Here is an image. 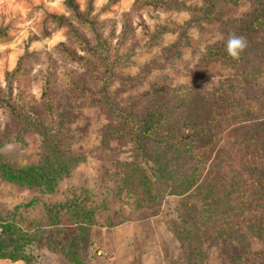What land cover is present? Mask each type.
I'll return each instance as SVG.
<instances>
[{"label":"rangeland","instance_id":"1","mask_svg":"<svg viewBox=\"0 0 264 264\" xmlns=\"http://www.w3.org/2000/svg\"><path fill=\"white\" fill-rule=\"evenodd\" d=\"M209 1L0 0V163L42 162L49 188L13 184L0 171V264H187L172 234L180 197L141 193L147 183L151 195L168 192L155 155L165 152V162L168 148L187 145L185 158L200 150L198 184L213 175L218 149L236 146L227 132L246 118L264 122V0H221L212 12ZM230 34L247 43L240 57H211ZM155 90V105L189 93L199 112L183 120L195 126L176 122L180 129L153 133L142 151L123 138L138 126L115 111L151 101ZM11 104L28 110L31 127ZM199 127L211 131L209 143L181 140ZM54 142L70 169L57 164ZM257 213L222 225L199 216L204 264H264Z\"/></svg>","mask_w":264,"mask_h":264},{"label":"trees","instance_id":"2","mask_svg":"<svg viewBox=\"0 0 264 264\" xmlns=\"http://www.w3.org/2000/svg\"><path fill=\"white\" fill-rule=\"evenodd\" d=\"M67 3H71V0H66ZM221 0H210L208 2V12L214 11V6ZM157 5L162 3L157 2ZM253 28L255 25H252ZM262 50H264V43H262ZM223 53L226 55L225 47L219 50H214L210 53L211 57H215L216 53ZM229 57V56H227ZM231 58V57H229ZM155 95L151 101L143 102L144 99L137 98L130 104V114L116 110L117 120L123 122V125H136L138 126L137 131L133 132L128 128L125 130L127 134L123 138H128L136 143L139 150L144 151L147 141L153 133L159 131H177V124L184 127H192L194 124H184L191 112L198 111L197 106L193 104V97L189 93H185L180 96H173L168 98L161 105H155L156 100L159 96H162L158 91H154ZM1 101V99H0ZM107 103V102H106ZM172 104V105H171ZM176 105V106H175ZM12 108L18 109L15 114L18 122L28 127L32 126V119L30 113L26 108H15L11 104ZM148 106V107H147ZM197 108V109H196ZM189 111V114H183V110ZM199 112V111H198ZM192 114V113H191ZM186 115V116H183ZM248 117L247 114H244ZM177 124L175 125V123ZM27 130V127H24ZM118 134V133H117ZM233 135H236L235 137ZM212 133L210 130L204 132L199 127L194 130L191 136H184L181 138L182 141L191 145V147L197 146V143L207 144L211 141ZM229 138L234 141L235 147L232 146H221L217 151V162L215 170L211 171L212 176L205 177L202 181L197 184L194 173L199 172L198 165L203 162L204 158L198 154L190 152V155L185 154L183 150L187 145H180L167 150V160L162 162L163 154L165 152H159L155 155L157 158V165L162 164L157 169V174L162 178L164 175L169 176L170 186L168 185V192L165 194L163 190L157 191L155 194L149 193L150 183L143 185L145 190L141 193H147L148 201H159L164 196H177L180 197L179 205L183 214L179 215V219L172 225V234L176 240L181 243L184 249L185 259L187 264H204L205 256L203 251V244L201 240L199 225L203 218H198L202 214H207L210 218L214 214L217 220L221 223H231L232 216L239 214L244 221L249 220L251 212H258L261 214L260 224L262 231L264 230V122L254 124L249 119L243 120L242 125L234 126L232 130L226 133L223 137ZM229 143V142H228ZM53 151L56 153L55 160L57 164H61L62 169H70L71 166L65 162L63 154L60 152V147L53 143ZM201 145L199 147H203ZM202 154V153H201ZM207 156V155H205ZM161 160V161H160ZM195 161L194 167L185 169L186 165L192 164ZM237 162L243 166L245 172L244 177L241 175V169L235 168ZM41 166L31 167L27 170H13L7 164L0 163V171L4 174L10 182L16 185L27 186L28 188H39L41 193L49 191L48 189V174L42 167V162L37 164ZM219 166V167H218ZM240 167V166H239ZM234 169V172L230 170ZM43 171V172H41ZM180 175V176H179ZM58 176H62V171ZM179 176V177H178ZM161 182L163 179H161ZM186 186L194 187V190L187 193H182L181 188L184 189ZM50 187V186H49ZM167 189V188H166ZM187 189V187H186ZM141 191V190H140ZM165 191V190H164ZM185 191V190H184ZM206 193V195H205ZM262 210V213H260ZM256 216V217H259ZM255 217L253 216L252 219ZM221 220V221H220ZM252 229V228H251ZM5 245L2 246V248ZM6 253V252H5ZM2 253L3 255L5 254Z\"/></svg>","mask_w":264,"mask_h":264},{"label":"clouds","instance_id":"3","mask_svg":"<svg viewBox=\"0 0 264 264\" xmlns=\"http://www.w3.org/2000/svg\"><path fill=\"white\" fill-rule=\"evenodd\" d=\"M246 46L244 38L235 34H230L225 41V51L233 59H238Z\"/></svg>","mask_w":264,"mask_h":264}]
</instances>
